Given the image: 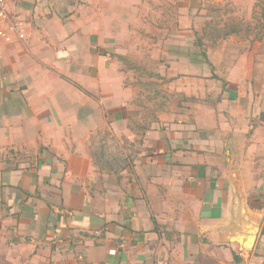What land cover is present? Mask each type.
<instances>
[{
  "label": "crops",
  "instance_id": "0c3cea01",
  "mask_svg": "<svg viewBox=\"0 0 264 264\" xmlns=\"http://www.w3.org/2000/svg\"><path fill=\"white\" fill-rule=\"evenodd\" d=\"M5 5L0 146L44 149L41 191L59 206L37 214L55 256L71 251L83 264H264V92L226 89L214 120L186 107L144 125L114 63L103 61L98 0ZM105 10L117 27L118 0H106ZM99 134L120 143L130 162L117 176L95 164ZM24 178L25 189L36 187Z\"/></svg>",
  "mask_w": 264,
  "mask_h": 264
},
{
  "label": "rangeland",
  "instance_id": "374dc122",
  "mask_svg": "<svg viewBox=\"0 0 264 264\" xmlns=\"http://www.w3.org/2000/svg\"><path fill=\"white\" fill-rule=\"evenodd\" d=\"M105 3L98 0V15L102 6L105 16L101 55L114 63L144 125L168 122L186 107L202 114V121L214 120L226 89L264 92V0H118L114 28ZM228 78L254 81L228 87ZM120 145L110 135L97 136L103 168H120ZM4 149L0 146V264H83L71 251L60 250L64 260L55 256L48 224L38 218L40 208L59 206L41 191L48 185L40 175L44 149ZM25 174L36 186L31 190L25 189Z\"/></svg>",
  "mask_w": 264,
  "mask_h": 264
},
{
  "label": "trees",
  "instance_id": "16d2710c",
  "mask_svg": "<svg viewBox=\"0 0 264 264\" xmlns=\"http://www.w3.org/2000/svg\"><path fill=\"white\" fill-rule=\"evenodd\" d=\"M96 149H98V148H96L93 145V148H92L93 158H94V161H95L96 166L97 167L100 166V168H101L102 167L101 166V163L98 160L100 158V153H98L99 151L96 150ZM129 166H130L129 160L124 156V154H122V161H121V164H120V168L119 169H113L112 166H106L105 168L102 167V169H104L105 171H107L110 174H114V175L117 176V175H119L121 173V171L127 169Z\"/></svg>",
  "mask_w": 264,
  "mask_h": 264
},
{
  "label": "built area",
  "instance_id": "2783aa9c",
  "mask_svg": "<svg viewBox=\"0 0 264 264\" xmlns=\"http://www.w3.org/2000/svg\"><path fill=\"white\" fill-rule=\"evenodd\" d=\"M7 15L5 0H0V24L7 20Z\"/></svg>",
  "mask_w": 264,
  "mask_h": 264
},
{
  "label": "water",
  "instance_id": "95a60500",
  "mask_svg": "<svg viewBox=\"0 0 264 264\" xmlns=\"http://www.w3.org/2000/svg\"><path fill=\"white\" fill-rule=\"evenodd\" d=\"M254 242H255L254 238L248 239V242H247V245H246L247 248L252 247L254 245Z\"/></svg>",
  "mask_w": 264,
  "mask_h": 264
}]
</instances>
